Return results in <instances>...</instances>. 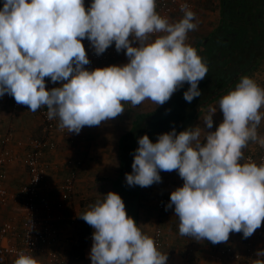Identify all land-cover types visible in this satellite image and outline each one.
I'll return each mask as SVG.
<instances>
[{
  "label": "clouds",
  "instance_id": "obj_1",
  "mask_svg": "<svg viewBox=\"0 0 264 264\" xmlns=\"http://www.w3.org/2000/svg\"><path fill=\"white\" fill-rule=\"evenodd\" d=\"M180 10L182 17L170 22L157 12L156 0H91L87 9L84 0H4L0 97L10 95L32 112L46 107L49 120L74 134L122 115V102L162 106L185 83L183 98L191 103L201 96L198 85L208 68L186 43L198 27L196 14L186 3ZM85 39L98 56L114 44L128 62L88 70ZM46 78L59 86L48 89ZM218 104L223 120L214 131L207 130L215 108L204 127L179 133L173 127L155 143L147 134L139 137L132 172L125 174L128 186L143 188L161 183L160 172L177 171L183 186L171 192L165 211L174 209L180 235L213 245L227 242L230 233L247 239L264 223V163H241L249 142L264 147L257 131L264 87L242 76ZM79 218L93 230L91 264H167L168 254L127 214L118 193L103 194ZM254 255L253 264H264V249ZM13 264L38 262L21 250Z\"/></svg>",
  "mask_w": 264,
  "mask_h": 264
},
{
  "label": "crops",
  "instance_id": "obj_2",
  "mask_svg": "<svg viewBox=\"0 0 264 264\" xmlns=\"http://www.w3.org/2000/svg\"><path fill=\"white\" fill-rule=\"evenodd\" d=\"M188 1L193 4L198 27L188 33L186 43L194 47L199 55L201 41L215 31L220 23V0ZM3 2L4 0H0V8H2ZM90 3L91 0H84L86 9ZM182 15L176 13L166 18L170 22H175ZM155 35L152 36V40L155 39ZM127 62V57L122 52L104 62L90 61L88 70L110 65H122ZM249 77L254 79L259 86L264 87V56L258 62L257 69ZM235 85L227 89L224 94L230 89H234ZM56 86H59V83L53 85L50 79L46 78L48 89ZM224 94H221L198 114L193 121V128L197 125L204 127V117L210 113L211 109L215 108L217 112L213 115V128L206 130L214 131L216 129L218 123L223 120L218 101ZM13 100L14 98L7 94L0 97V131L4 133L13 130L15 135L12 146L15 148L16 159L8 168L6 183L11 193L17 192L29 179L25 160V153L29 148V138L43 136L39 111L32 112L26 105L14 110L12 108ZM122 104L125 109L122 115L102 122L99 126H85L79 134L73 133L76 138L75 145L64 143L66 140L58 136V148L49 150L43 157L49 163V168L39 189L38 203L43 215L48 211L45 210L42 198L50 203V212L55 217L51 222L59 227L58 239L53 244V248L58 250L68 264H91L89 253L92 247V237L89 235L93 234V230L90 227V233L85 232L88 224L79 218V215L87 210L89 204L95 203L97 199H102L103 194L113 191L121 196L124 203L130 202L127 205L131 208L126 212L137 222L143 233L154 239L155 229L163 230L165 244L158 250L168 254L167 264H253L256 259L254 253L258 249H264V223L247 239L242 238V233H230L227 242L213 245L207 240H196L193 237L180 235L179 220L174 215V209L165 211V207L159 208L158 206L160 199L170 198L172 191L183 186V180L177 171L160 172L162 182L154 183L149 187L127 185L125 173L121 168L122 137L132 130L138 116L153 112L158 105L151 100H145L135 107L129 102H122ZM257 131L259 136H264V118H262ZM204 135L205 133L202 131L201 140ZM16 141H21L22 145H18ZM242 151L244 158L241 163H255L261 146L258 143L249 142ZM74 170L77 177L74 191L69 194L66 191L65 183L67 177ZM119 180H121L120 183ZM59 204L62 205L59 206ZM23 210L21 200H10L6 205L0 204V224L11 220L17 229H21ZM14 237L18 242L19 237L15 234ZM83 240L86 245L80 249L79 246ZM249 242L252 243L253 255L247 247ZM220 249H226L228 254L218 260L216 255ZM235 253L240 254L239 260L232 257ZM38 256L42 264H49L45 255L38 254ZM14 260L10 259L8 264H13Z\"/></svg>",
  "mask_w": 264,
  "mask_h": 264
},
{
  "label": "trees",
  "instance_id": "obj_3",
  "mask_svg": "<svg viewBox=\"0 0 264 264\" xmlns=\"http://www.w3.org/2000/svg\"><path fill=\"white\" fill-rule=\"evenodd\" d=\"M220 7L218 27L200 45L199 56L208 68L198 85L201 96L186 102L183 93L189 85L185 83L164 105L137 117L132 130L122 137L121 168L125 174L132 172L139 137L147 134L155 143L158 134L170 132L173 127L179 133L192 126L205 107L257 69L264 56V0H220ZM90 231L88 225L85 232ZM85 243L83 240L79 248Z\"/></svg>",
  "mask_w": 264,
  "mask_h": 264
},
{
  "label": "built area",
  "instance_id": "obj_4",
  "mask_svg": "<svg viewBox=\"0 0 264 264\" xmlns=\"http://www.w3.org/2000/svg\"><path fill=\"white\" fill-rule=\"evenodd\" d=\"M185 3L188 4L193 11V4L188 0H156L157 12L162 17H168L176 13L183 14L180 10V5ZM82 43L85 46L89 60L94 63L107 61L123 52L117 53L113 44L103 54L98 56L90 47V43L87 39L83 40ZM88 65L85 66L87 69ZM21 107L22 105H18L15 100H13L12 108L14 110ZM38 111L43 136H32L29 138V148L25 153L29 179L17 192L13 193L9 191L6 183L8 179V168L16 159L15 148L12 146V143L15 141V135L13 130H8L4 133L0 131V204L6 205L10 200H21L24 209L22 212L21 229H17L16 225L11 220H6L0 224V264H8L10 259H16L18 252L21 250L33 256L38 264H42L38 254L45 255L49 264H68L58 250L53 248V244H55L58 239L59 227L51 222V220L55 218L50 212L51 205L49 202H46L47 200L45 198H42L45 210L48 211L43 215L38 203V198L39 189L49 168V163L46 162L43 157L49 150L58 148V136L66 140L69 145H75L76 138L73 136V133H68L66 129H61L58 126V119H48L46 107H41ZM261 112L264 113V108H262ZM16 142L18 145H22L21 141ZM255 163L258 166L264 163V147H261V151ZM76 177L77 174L74 170L66 179L65 188L69 194L74 191ZM169 200V197L160 199L158 202L159 208H164ZM61 205L62 204H59V206ZM14 234L19 237L18 242L15 241ZM89 237H92V234H90ZM154 241L157 248L165 244L164 233L161 228L155 229ZM247 247L251 255H253L252 243L249 242ZM227 254L228 252L226 249H220L217 252L216 258L221 260ZM232 257L235 260H239L241 256L235 253Z\"/></svg>",
  "mask_w": 264,
  "mask_h": 264
},
{
  "label": "rangeland",
  "instance_id": "obj_5",
  "mask_svg": "<svg viewBox=\"0 0 264 264\" xmlns=\"http://www.w3.org/2000/svg\"><path fill=\"white\" fill-rule=\"evenodd\" d=\"M64 143H66V141H65ZM65 145H66V144H65ZM65 145H64V146H65ZM120 181H121V180H119V183H120ZM129 203H130V202H129ZM129 203H125V207H128L127 204H129ZM129 208H131V207L126 208V210L129 209Z\"/></svg>",
  "mask_w": 264,
  "mask_h": 264
},
{
  "label": "water",
  "instance_id": "obj_6",
  "mask_svg": "<svg viewBox=\"0 0 264 264\" xmlns=\"http://www.w3.org/2000/svg\"><path fill=\"white\" fill-rule=\"evenodd\" d=\"M125 179H126V177H125Z\"/></svg>",
  "mask_w": 264,
  "mask_h": 264
}]
</instances>
